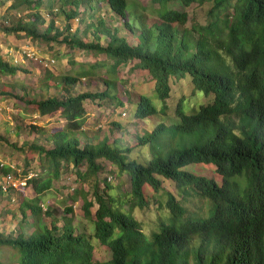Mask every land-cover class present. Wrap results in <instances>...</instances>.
Returning <instances> with one entry per match:
<instances>
[{
    "label": "trees",
    "instance_id": "trees-1",
    "mask_svg": "<svg viewBox=\"0 0 264 264\" xmlns=\"http://www.w3.org/2000/svg\"><path fill=\"white\" fill-rule=\"evenodd\" d=\"M151 2L159 5L161 21L150 23L145 11L130 8L129 0H10L0 14V29L6 34L23 32L49 46L56 41L103 53L112 61L102 75L103 90L71 94L75 83L106 67L95 63L55 79L62 97L22 98L41 115L59 114L66 122L46 133L52 147L34 141L28 145L32 155L38 154L42 173L27 178L26 186H32L36 196L22 201L20 223L36 221L37 227L30 225L27 232L21 224L17 233L0 232V246L8 247L18 264H264V0ZM170 2L204 6L206 21L187 25L188 13L168 8ZM103 6L122 27H109L103 18L84 28L72 27L71 20L87 21L83 16L89 10L96 15ZM60 15L62 28L56 25ZM129 61L154 80L151 94L140 93L136 102L131 91L126 96L117 92L112 77ZM18 71L27 70L0 57V74ZM186 77L207 98L205 103L186 96L174 106L169 102L171 80ZM49 78H54L51 72ZM2 93L21 98L9 90ZM88 99L114 106L129 100L136 104L135 116L151 126L135 134L130 145L108 135L82 142L77 134L83 131ZM30 128L39 132L37 125ZM30 161L27 158L26 164ZM106 162L113 167L109 172L129 176V191L106 178L100 186ZM201 166L213 170L202 173ZM70 167L80 183L72 195L82 198L90 229L67 215L61 225L43 220V194L61 178L62 169ZM11 172L10 165L0 166L4 178ZM90 179H95L93 199L83 189ZM5 191L12 193L14 187L3 189L1 183V199ZM153 192L161 193L154 209ZM146 208L153 212L147 223L139 217V209ZM64 210L73 212L72 206ZM100 250L106 258L95 259ZM0 264L13 263L0 259Z\"/></svg>",
    "mask_w": 264,
    "mask_h": 264
},
{
    "label": "rangeland",
    "instance_id": "rangeland-1",
    "mask_svg": "<svg viewBox=\"0 0 264 264\" xmlns=\"http://www.w3.org/2000/svg\"><path fill=\"white\" fill-rule=\"evenodd\" d=\"M130 8L145 14L148 21H161L159 5L153 4L151 0H129ZM10 0L4 5L0 4V14H4L8 10ZM168 8L179 9L188 13L187 25H191L193 21L204 23L206 21L205 7L198 5V3H191L187 6L179 2H170ZM81 10L84 6L80 7ZM145 11V13H143ZM88 15L83 17L88 18L87 21H79L77 19L71 20L72 27L77 26L84 28L88 22H96L97 19L103 18L109 27H122L120 19L112 16V12L105 6L96 11V15H91L92 10L88 11ZM45 14V12H44ZM25 15H23L24 17ZM19 17V15H18ZM0 20H2L0 18ZM64 16L57 17L56 25L62 28L64 26ZM9 24V23H6ZM43 28V27H42ZM124 29L120 31L124 34ZM89 38L91 36L89 35ZM61 39V38H59ZM102 43H106L104 36H101ZM0 57L22 65L27 71H18L15 75L0 74V163L10 165L12 167V174L18 179V175L25 174V170L30 171L28 175L34 173H42V168L38 160V154H31L28 150V145L31 142L42 144L45 147H52L53 143L46 139L47 132L58 127H64L65 118L59 114L49 117L43 116L39 113L37 108L26 103L25 100L31 98L46 99L52 95L63 96L64 92L61 86L56 83V78L67 73H72L74 68H87L91 64L104 63L106 67L97 68L98 74L96 76H88L82 78L73 86L71 94H77L85 91L103 90L106 86L103 82L102 75L106 73L108 64L112 61L106 58L103 53L94 54L81 48L68 47L64 43L54 41L49 46L46 42L35 40L29 36L20 33L6 34L0 29ZM133 61L122 64L121 67L113 74L112 77L117 79V92L120 95H128L131 91L134 96V101H137L140 93L151 94L154 87V80L150 76H145L133 69ZM99 67V66H98ZM48 72L54 78L46 79ZM58 81V80H57ZM172 97L169 102L174 106L180 96H186L188 100L194 103H205L207 98L200 96L192 86L190 78L171 80ZM9 90L14 94L20 95V99L4 95L2 91ZM127 91V94H125ZM86 107L85 122L82 126V133L77 134L82 142L92 141L97 142L105 135L109 138L120 137L124 145H130L136 141L135 134L143 132L150 128L149 121H141L133 113L132 109H136V104H132L127 100L124 104L114 106L109 102L100 100H85ZM160 106V104H158ZM156 122L155 119L152 120ZM113 122L118 124H112ZM37 125L39 132L31 130L30 126ZM138 148L136 149V151ZM27 158L29 164L27 165ZM32 158V159H31ZM106 171L100 174L101 181L99 184L103 187V179L112 182L115 186H119L121 190L129 191L130 179L127 174L111 173L112 165L106 162ZM82 168H85L82 166ZM213 168L211 166H201L199 171L202 173H211ZM22 177V176H21ZM22 179V178H20ZM24 179V177H23ZM4 185L5 178L0 173V184ZM95 179H90L83 184V189L89 192V197L93 199L92 191L94 189ZM80 185L77 176L72 167L68 170L62 169L61 178L54 181V185L50 190L45 191L40 203L43 207V220L50 222L54 220L58 224L63 223L64 215L72 218L74 223H80L81 226H86L88 229L92 227V222L84 216L82 209L83 200L80 196L74 198L72 195L75 189ZM167 185L173 189L171 183ZM5 189V188H3ZM161 193L153 192L150 196L152 208H156L154 202L156 198L160 197ZM36 196L32 186L14 187V191L9 193L5 191L3 198L0 196V232L6 235L10 233L19 232V227L22 224L24 230L31 231L37 227L36 221L22 222L20 205L22 201L32 199ZM155 199V200H154ZM162 201H165V195L162 193ZM72 206L73 212L67 213L64 209ZM97 204L92 207L94 212ZM146 211V212H145ZM139 209V217L143 218L147 223V219L153 216V212L146 208V210ZM27 219L32 218V214L27 210ZM105 248L102 247V250ZM16 257V256H14ZM12 256V252L8 247L0 246V259L18 264L17 258ZM106 258L103 251L95 253V259L101 260Z\"/></svg>",
    "mask_w": 264,
    "mask_h": 264
},
{
    "label": "built area",
    "instance_id": "built-area-1",
    "mask_svg": "<svg viewBox=\"0 0 264 264\" xmlns=\"http://www.w3.org/2000/svg\"><path fill=\"white\" fill-rule=\"evenodd\" d=\"M4 163H0V166H3ZM33 175L30 174L28 175L27 177H22V179L20 178H16L12 172L11 173H8L6 176H5V183L3 185V188L7 189L9 186H13V187H22V186H26L27 185V178H30L32 177Z\"/></svg>",
    "mask_w": 264,
    "mask_h": 264
}]
</instances>
